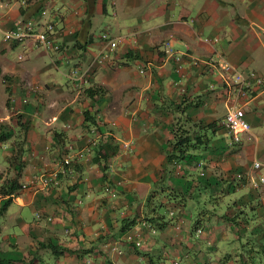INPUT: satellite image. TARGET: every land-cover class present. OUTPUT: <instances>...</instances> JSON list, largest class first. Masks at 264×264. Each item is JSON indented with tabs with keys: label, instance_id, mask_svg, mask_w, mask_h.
I'll return each instance as SVG.
<instances>
[{
	"label": "crops",
	"instance_id": "obj_1",
	"mask_svg": "<svg viewBox=\"0 0 264 264\" xmlns=\"http://www.w3.org/2000/svg\"><path fill=\"white\" fill-rule=\"evenodd\" d=\"M29 18L54 24L47 49L2 39ZM101 31L117 40L107 53ZM223 62L264 79V0H0V264H264L245 257L264 241V185L251 186L264 86L237 100L249 128L229 143ZM173 123L200 141L180 161L165 152ZM107 138L114 152L93 160ZM65 155L71 172L32 181ZM134 227L141 247L123 238Z\"/></svg>",
	"mask_w": 264,
	"mask_h": 264
},
{
	"label": "built area",
	"instance_id": "obj_2",
	"mask_svg": "<svg viewBox=\"0 0 264 264\" xmlns=\"http://www.w3.org/2000/svg\"><path fill=\"white\" fill-rule=\"evenodd\" d=\"M39 23V24H38ZM38 26V27H37ZM37 27V28H36ZM55 31V26L51 21H44L40 23L38 20L29 18L24 22H20L9 29L2 31L3 40H20L22 37L33 35L37 43L47 49L51 46V38ZM100 38L105 42L106 53L115 48L117 40L110 36L106 31H101ZM163 50L168 55L172 50L169 46V42L163 43ZM102 56H95L98 61ZM89 64L83 67L73 66L67 72L68 79L72 82L73 86H79L80 83L85 81L86 75L89 70ZM143 68H139L142 72ZM220 76L225 85V111L223 114V123L230 133L229 143L239 140V134L246 131L249 128V124L244 116L242 107L237 103L239 99H245L251 95L254 87H263L264 79L258 72L250 70L247 73H242L230 63L223 62L220 65ZM26 97L21 98L22 102H26ZM122 146L128 148L129 144L123 142ZM199 165V161L196 162ZM251 167L254 171L253 179L251 180V186L258 189L260 185H264V162L257 159L253 160ZM72 162L68 155H65L61 159V168L57 171L43 170L32 178V181L38 180L42 186H49L50 184L57 183L58 172H71ZM262 211L264 212V198L259 200ZM123 238L125 241L131 243L135 247H141L142 239L140 230L138 227H134L131 230L124 232ZM115 246L113 245L112 248ZM176 264V262H174Z\"/></svg>",
	"mask_w": 264,
	"mask_h": 264
},
{
	"label": "trees",
	"instance_id": "obj_3",
	"mask_svg": "<svg viewBox=\"0 0 264 264\" xmlns=\"http://www.w3.org/2000/svg\"><path fill=\"white\" fill-rule=\"evenodd\" d=\"M93 4V0H87V8H91ZM84 119L85 121H92L91 115L85 110L83 111ZM171 133H172V138L168 142V148L165 149V152L167 154V158L171 161H180L182 159H185V154L188 148L194 147L197 144L200 143L199 139L197 136L191 135L189 130L181 126L180 124L173 123L171 127ZM1 135V134H0ZM115 150V145L110 141L109 138H107L105 141H99L97 145L94 148V155L92 156V159L95 161L99 160H106V158L113 153ZM12 180H9V183L7 185L6 190L8 192H11L12 190ZM17 187V186H16ZM167 195L169 197V193L167 192ZM182 195V194H181ZM171 198V197H170ZM8 200H5L3 205L7 202ZM179 202L183 203L182 199H176L172 200L173 203ZM178 205V204H177ZM147 219L157 228L162 227L165 224V220H163V216L161 214H154ZM134 223V218H123L121 220V229L127 228L131 224ZM255 242L250 241L251 245L249 248L246 250V255L248 259H251L253 255H257V252H264V241L259 240L258 238L254 239Z\"/></svg>",
	"mask_w": 264,
	"mask_h": 264
}]
</instances>
